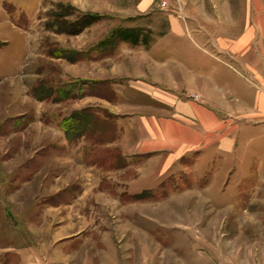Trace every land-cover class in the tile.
Segmentation results:
<instances>
[{"label":"rangeland","instance_id":"374dc122","mask_svg":"<svg viewBox=\"0 0 264 264\" xmlns=\"http://www.w3.org/2000/svg\"><path fill=\"white\" fill-rule=\"evenodd\" d=\"M157 1L140 15L136 0H0V264H264V119L240 110L247 85L264 81V0L189 11L207 35L196 27L191 41L220 57L204 62L207 74L239 106L228 118L236 125L231 178L214 184L181 171L136 192L109 106L119 101L115 81L99 72L89 79V60L121 45L93 49L112 28L143 18L164 30L161 17L182 15L186 3ZM83 13L99 18L77 34L63 30ZM69 50L83 54L75 60Z\"/></svg>","mask_w":264,"mask_h":264},{"label":"crops","instance_id":"0c3cea01","mask_svg":"<svg viewBox=\"0 0 264 264\" xmlns=\"http://www.w3.org/2000/svg\"><path fill=\"white\" fill-rule=\"evenodd\" d=\"M136 1L135 9L140 15L154 5L161 7L157 0ZM162 1H167L164 7L169 4L168 0ZM233 1L186 0L182 15L165 13L161 17L164 30L144 25L141 22L145 19L141 18L127 27L148 26L152 34L158 31L149 45L122 42L113 54L89 60V79L99 72L101 78L115 81L112 84L119 101L109 102V106L121 119L118 150L131 162L127 168H135L136 192L157 188L181 171L197 179L210 178L214 184H225L231 178L236 125L231 126L230 119L237 117L239 106L224 99L215 75L207 74L204 62L220 57L191 41V31L196 27V35L202 40L207 35L200 30L202 24L196 26L199 21L192 19L189 11L198 7L205 15L208 5L231 7ZM257 3L251 2V7ZM130 18L136 17L127 20ZM182 38L194 46L187 50L163 46L166 39L172 42ZM193 55L199 60L195 61ZM107 62L116 64L101 75L99 68ZM254 67L251 64L248 68L255 72ZM247 86L249 97L240 110L247 108L251 116L264 119V81L259 89H253V84ZM189 92H197L203 99L193 100Z\"/></svg>","mask_w":264,"mask_h":264},{"label":"trees","instance_id":"16d2710c","mask_svg":"<svg viewBox=\"0 0 264 264\" xmlns=\"http://www.w3.org/2000/svg\"><path fill=\"white\" fill-rule=\"evenodd\" d=\"M71 6H69L70 8ZM99 15L95 13H83L80 17L72 21L64 22V31L67 33L77 34L81 32L85 27L91 25L93 22L98 20ZM154 40L151 32L142 27H127L123 25L116 26L112 28L107 36L101 39L93 49H98V52L109 49L110 51L114 50L120 42H129L132 45H149ZM108 50V51H109ZM93 52L97 53L96 50ZM69 53L75 56V60L80 59L83 54V51L69 50ZM85 83V82H84ZM84 83L81 85L84 88ZM75 86V85H73ZM72 86V87H73ZM80 87V88H82ZM84 109L77 110L73 116H69L64 119L63 124L65 127H68L70 121H75L74 117L80 115ZM76 114V116H74Z\"/></svg>","mask_w":264,"mask_h":264},{"label":"built area","instance_id":"2783aa9c","mask_svg":"<svg viewBox=\"0 0 264 264\" xmlns=\"http://www.w3.org/2000/svg\"><path fill=\"white\" fill-rule=\"evenodd\" d=\"M166 2H167V1H163V5H166Z\"/></svg>","mask_w":264,"mask_h":264}]
</instances>
